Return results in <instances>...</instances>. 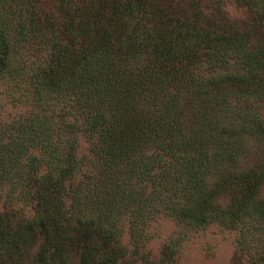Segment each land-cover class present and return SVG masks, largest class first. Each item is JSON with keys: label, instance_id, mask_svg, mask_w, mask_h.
I'll return each mask as SVG.
<instances>
[{"label": "trees", "instance_id": "obj_1", "mask_svg": "<svg viewBox=\"0 0 264 264\" xmlns=\"http://www.w3.org/2000/svg\"><path fill=\"white\" fill-rule=\"evenodd\" d=\"M0 86V264H136L157 216L264 264V0H0Z\"/></svg>", "mask_w": 264, "mask_h": 264}, {"label": "rangeland", "instance_id": "obj_2", "mask_svg": "<svg viewBox=\"0 0 264 264\" xmlns=\"http://www.w3.org/2000/svg\"><path fill=\"white\" fill-rule=\"evenodd\" d=\"M224 9L229 17L242 16V10L231 3L226 4ZM262 109L264 110V104ZM23 110L24 107L11 105L7 101L0 86V121L14 118ZM78 145L79 155L86 154L87 144L82 138H79ZM259 196L264 197V187L260 190ZM5 211L25 218L32 215L30 206L20 202H7L0 195V212ZM149 231L152 237L141 249V258L136 264H155L162 244L178 231L182 232L184 237L175 255L177 264H250L249 260L236 249L234 232L214 224L203 229L186 231L172 219L157 216L151 222ZM121 243L125 247L128 246L126 225L122 226Z\"/></svg>", "mask_w": 264, "mask_h": 264}]
</instances>
